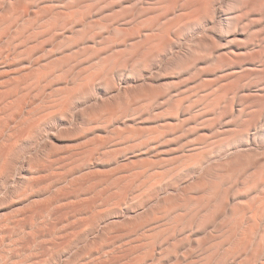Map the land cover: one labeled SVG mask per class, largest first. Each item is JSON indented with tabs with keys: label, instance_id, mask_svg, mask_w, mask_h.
Masks as SVG:
<instances>
[{
	"label": "rangeland",
	"instance_id": "1",
	"mask_svg": "<svg viewBox=\"0 0 264 264\" xmlns=\"http://www.w3.org/2000/svg\"><path fill=\"white\" fill-rule=\"evenodd\" d=\"M0 151V264H264V0H0Z\"/></svg>",
	"mask_w": 264,
	"mask_h": 264
},
{
	"label": "bare ground",
	"instance_id": "2",
	"mask_svg": "<svg viewBox=\"0 0 264 264\" xmlns=\"http://www.w3.org/2000/svg\"><path fill=\"white\" fill-rule=\"evenodd\" d=\"M5 144H6V143H5ZM11 145H12V144H11ZM2 146H3V145H2ZM4 146H5V145H4ZM8 146H10V145H8ZM6 147H7V146H6ZM6 147H5V148H6ZM3 148H4V147H2V150H3ZM6 149L8 150L9 148L7 147ZM6 149H4L3 151L1 150V151H2V155L5 154L4 152L7 151ZM1 151H0V152H1ZM6 153H7V152H6ZM0 155H1V154H0ZM1 157H2V156H1ZM3 157H4V155H3ZM1 160H2V159H1ZM0 162H1V161H0ZM256 213H257V212H256ZM255 215H256V214H255Z\"/></svg>",
	"mask_w": 264,
	"mask_h": 264
}]
</instances>
